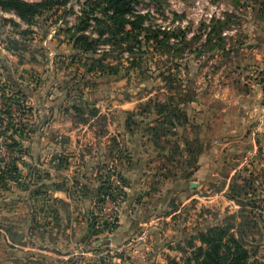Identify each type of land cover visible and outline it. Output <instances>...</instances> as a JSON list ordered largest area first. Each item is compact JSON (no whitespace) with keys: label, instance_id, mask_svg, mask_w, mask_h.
<instances>
[{"label":"rangeland","instance_id":"obj_1","mask_svg":"<svg viewBox=\"0 0 264 264\" xmlns=\"http://www.w3.org/2000/svg\"><path fill=\"white\" fill-rule=\"evenodd\" d=\"M85 1L0 8V264H195L242 222L264 264V0H130L131 50L98 12L76 33Z\"/></svg>","mask_w":264,"mask_h":264},{"label":"trees","instance_id":"obj_2","mask_svg":"<svg viewBox=\"0 0 264 264\" xmlns=\"http://www.w3.org/2000/svg\"><path fill=\"white\" fill-rule=\"evenodd\" d=\"M68 2L69 0H45L41 3H28L22 0H0V8L3 11H13L22 20L29 21L38 14L40 15L43 10L65 7ZM130 11V0H86L83 18L80 19L77 28L78 32L76 33H85L89 16L98 12L105 18L106 22H109L107 23V28L110 24L113 25V27L108 29L111 33V38L115 41V50L123 49V43L126 38L129 39L127 42L128 49L131 50L134 48V41H137L142 33L147 30L145 29L144 17L132 16V20L127 18ZM97 22L102 24V20L97 19ZM154 38L158 39V36ZM75 48L83 52L84 56H80L78 59L87 67V72L96 73L97 70L102 74L117 72L112 65L106 66L104 64L105 60L112 57L111 53L106 52L101 59L93 56L95 46L85 34H81L76 38ZM170 81L173 84L175 83L174 80L170 79ZM168 83L170 84V82ZM174 106L171 102L156 104L157 113L161 115L158 121L160 127H164L179 118L174 116L176 110ZM242 218L244 220L247 219L244 214H242ZM240 228L243 229V232L239 231ZM246 229H250L253 232L256 227L242 222L235 233H229L225 228L218 227L203 235L201 237L203 246L196 251L195 264H260L256 260L250 262L251 253L247 249L244 240L247 235Z\"/></svg>","mask_w":264,"mask_h":264},{"label":"built area","instance_id":"obj_3","mask_svg":"<svg viewBox=\"0 0 264 264\" xmlns=\"http://www.w3.org/2000/svg\"><path fill=\"white\" fill-rule=\"evenodd\" d=\"M261 119L264 121V114L261 116Z\"/></svg>","mask_w":264,"mask_h":264},{"label":"crops","instance_id":"obj_4","mask_svg":"<svg viewBox=\"0 0 264 264\" xmlns=\"http://www.w3.org/2000/svg\"><path fill=\"white\" fill-rule=\"evenodd\" d=\"M59 197H61V195Z\"/></svg>","mask_w":264,"mask_h":264}]
</instances>
